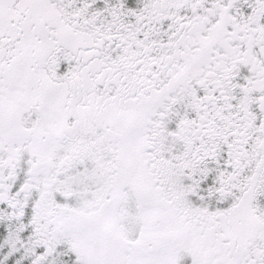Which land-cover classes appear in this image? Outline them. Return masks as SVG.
I'll use <instances>...</instances> for the list:
<instances>
[{"label":"snow or ice","instance_id":"snow-or-ice-1","mask_svg":"<svg viewBox=\"0 0 264 264\" xmlns=\"http://www.w3.org/2000/svg\"><path fill=\"white\" fill-rule=\"evenodd\" d=\"M0 264H264V0H0Z\"/></svg>","mask_w":264,"mask_h":264}]
</instances>
